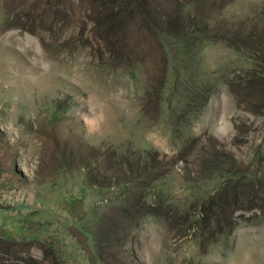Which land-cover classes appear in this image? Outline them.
Here are the masks:
<instances>
[{
  "label": "rangeland",
  "instance_id": "obj_1",
  "mask_svg": "<svg viewBox=\"0 0 264 264\" xmlns=\"http://www.w3.org/2000/svg\"><path fill=\"white\" fill-rule=\"evenodd\" d=\"M263 103L264 0H0V264H264L261 209L180 230L263 173Z\"/></svg>",
  "mask_w": 264,
  "mask_h": 264
},
{
  "label": "trees",
  "instance_id": "obj_2",
  "mask_svg": "<svg viewBox=\"0 0 264 264\" xmlns=\"http://www.w3.org/2000/svg\"><path fill=\"white\" fill-rule=\"evenodd\" d=\"M230 2V0H228ZM226 3V2H225ZM149 30L153 36L162 43L163 37L156 28L149 27ZM180 32V31H179ZM185 32H181L180 40L188 41L191 37L186 36ZM248 82L254 84L255 86H260L261 81L257 73H249ZM190 94H202L200 98V106H203L210 93V89L203 85L201 88L194 85L193 89L189 90ZM193 96V95H192ZM194 102V100L192 101ZM264 104V103H263ZM261 106H264V105ZM192 110V109H191ZM198 111V110H197ZM160 154L157 151H149V156L153 160L160 162V165L156 167L149 168V178L155 180L160 177L166 170L167 165H162V158H157ZM157 161V162H158ZM164 167V170H161ZM243 179L236 180L235 183L231 186L228 185L229 181L224 182L216 192L208 195L204 200L199 204V207L196 209L197 215H185L184 223L186 227L182 230V236H187L188 231L192 230L199 232V238L201 242V251L206 252L208 245H211L218 241V238L223 233L232 231L237 225L238 219L243 217L242 212H247L251 210L261 209L262 214L264 215V171L258 180L248 178L246 176L241 177ZM238 181V182H237ZM241 182V183H239ZM250 194V204L247 205H238V202L241 200L242 194ZM143 195V194H142ZM253 197V198H252ZM138 213H140V218L145 215L162 217L165 222L170 225V221H175L176 212L171 208L163 205L162 200L158 199L151 203L145 201L137 200ZM142 208V209H141ZM237 211H241L237 213ZM209 235L208 239H205L206 235ZM199 264V263H197Z\"/></svg>",
  "mask_w": 264,
  "mask_h": 264
},
{
  "label": "bare ground",
  "instance_id": "obj_3",
  "mask_svg": "<svg viewBox=\"0 0 264 264\" xmlns=\"http://www.w3.org/2000/svg\"><path fill=\"white\" fill-rule=\"evenodd\" d=\"M13 39V38H12Z\"/></svg>",
  "mask_w": 264,
  "mask_h": 264
}]
</instances>
